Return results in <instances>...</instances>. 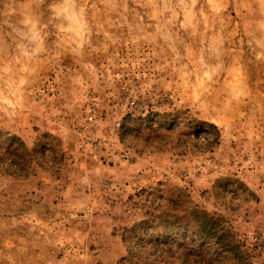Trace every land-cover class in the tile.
I'll list each match as a JSON object with an SVG mask.
<instances>
[{
    "label": "rangeland",
    "instance_id": "rangeland-1",
    "mask_svg": "<svg viewBox=\"0 0 264 264\" xmlns=\"http://www.w3.org/2000/svg\"><path fill=\"white\" fill-rule=\"evenodd\" d=\"M0 135V264H264V0H0ZM173 202L237 253L155 254Z\"/></svg>",
    "mask_w": 264,
    "mask_h": 264
},
{
    "label": "trees",
    "instance_id": "trees-1",
    "mask_svg": "<svg viewBox=\"0 0 264 264\" xmlns=\"http://www.w3.org/2000/svg\"><path fill=\"white\" fill-rule=\"evenodd\" d=\"M174 120L171 119L172 122ZM202 125L203 123H197L194 128ZM26 153L27 150L19 139L0 135V168L7 158H12V164L18 163ZM23 163H27V160H23L21 164ZM173 204L169 206L167 212H151L146 220L136 225L145 231L140 235V240L152 243L155 254L160 256L163 250L168 248L185 253L188 259L200 258L209 262L221 261L224 254L237 253L238 248L234 242L231 239L230 241L223 239L224 231L219 228L216 220L197 210L179 216L178 207L174 202Z\"/></svg>",
    "mask_w": 264,
    "mask_h": 264
},
{
    "label": "built area",
    "instance_id": "built-area-1",
    "mask_svg": "<svg viewBox=\"0 0 264 264\" xmlns=\"http://www.w3.org/2000/svg\"><path fill=\"white\" fill-rule=\"evenodd\" d=\"M91 119V118H90Z\"/></svg>",
    "mask_w": 264,
    "mask_h": 264
}]
</instances>
